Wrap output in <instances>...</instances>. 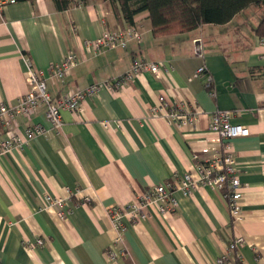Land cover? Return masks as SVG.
I'll use <instances>...</instances> for the list:
<instances>
[{"label":"crops","instance_id":"obj_1","mask_svg":"<svg viewBox=\"0 0 264 264\" xmlns=\"http://www.w3.org/2000/svg\"><path fill=\"white\" fill-rule=\"evenodd\" d=\"M118 7L110 0H77L60 10L55 0H19L0 15V102L15 103L26 92L27 58L44 71L55 98L113 81L135 59L169 67L136 73L113 88L102 85L81 110L62 112L58 134L35 136L0 154V264H218L236 236L245 242L226 264H264V41L256 32L264 4L225 24L172 34H155L142 12L135 19L145 27L140 41L102 51L87 46L105 29L128 25ZM69 52L79 56L78 65L51 77V64ZM201 65L213 76L215 95L197 74ZM162 94L171 103L185 99L197 106L195 121L171 122L156 109ZM217 109L250 129L231 140L244 185L241 216L233 217L219 189L176 190L174 212L152 209L147 219L125 218L132 258H108L117 236L109 207L137 202L151 187L194 172V155L218 137L211 126ZM30 122L50 127L44 108L32 120L19 118L21 128ZM45 193L67 198L71 212L61 217L56 206L45 207ZM40 237L44 244L31 246Z\"/></svg>","mask_w":264,"mask_h":264},{"label":"built area","instance_id":"obj_2","mask_svg":"<svg viewBox=\"0 0 264 264\" xmlns=\"http://www.w3.org/2000/svg\"><path fill=\"white\" fill-rule=\"evenodd\" d=\"M14 2L16 0H0V15L7 4ZM144 31L145 27L138 23L113 30L105 29L97 38L87 40L86 44L95 51L118 46L125 47L130 41H140ZM201 50L202 47H196L198 53ZM79 61L80 58L75 52H69L63 60L51 64L49 74L51 77H61L78 65ZM27 66L26 92L15 103L0 102V154L28 144L35 136L48 132L58 134L63 126L62 112L64 110H81L85 99L95 95L102 85L113 88V86H119L132 78L136 73L151 71L159 74L169 70V67L161 62L135 59L131 69L113 81L109 80L103 84L92 83L85 88H78L55 98L48 90L44 71L36 68L30 58H27ZM197 74L205 79L207 89L212 95H215L213 76L206 66L201 65L197 69ZM41 108H44V115L50 123V127L44 126L41 122H30L21 128L19 118H24L27 121L32 120ZM156 109L164 112L171 122L179 126L191 124L200 113L199 108L191 102L183 99L177 103H171L163 94L159 96V104ZM231 119L232 113L229 110L217 109L213 112L211 126L217 131L218 137L200 150L205 154L203 158L200 152L194 155L196 160L194 172L190 171L183 176H174L168 182L151 187L140 195L137 202L129 203L126 206L113 205L109 207L108 211L117 236L112 246L107 249L108 258L118 259L126 256L132 258L131 251L125 242V218L129 217L133 222L147 219L151 215L152 209L162 214L174 212L178 206V200L174 195L176 190H181L188 195L201 185L219 189L223 191L233 217L241 216L244 185L240 178V169L231 140L249 135L250 129L244 124L233 123ZM105 126H107V122H105ZM44 200L45 207L56 206L61 217H65L71 212L67 198L45 193ZM86 202L87 199L82 203ZM244 242L243 236H236L230 240L227 249L218 258L217 263L226 264L230 258L229 255L234 251L237 253ZM43 244L44 239L40 237L31 246ZM240 259L242 258L240 257ZM243 264L245 263L243 262Z\"/></svg>","mask_w":264,"mask_h":264},{"label":"trees","instance_id":"obj_3","mask_svg":"<svg viewBox=\"0 0 264 264\" xmlns=\"http://www.w3.org/2000/svg\"><path fill=\"white\" fill-rule=\"evenodd\" d=\"M110 1L119 3L117 12L122 14L128 24H135L136 16L147 12L155 34L186 32L204 24H225L250 6L263 4V0ZM55 2L58 9L65 10L77 0H55ZM256 32L264 39V16L260 20ZM230 256L232 255L230 254Z\"/></svg>","mask_w":264,"mask_h":264},{"label":"water","instance_id":"obj_4","mask_svg":"<svg viewBox=\"0 0 264 264\" xmlns=\"http://www.w3.org/2000/svg\"><path fill=\"white\" fill-rule=\"evenodd\" d=\"M262 3L264 4V0H263ZM195 46H196L197 48H201V41H200L199 39L196 40V42H195Z\"/></svg>","mask_w":264,"mask_h":264}]
</instances>
